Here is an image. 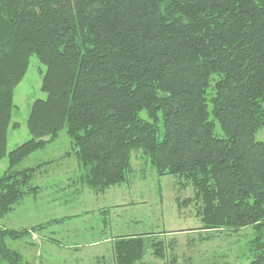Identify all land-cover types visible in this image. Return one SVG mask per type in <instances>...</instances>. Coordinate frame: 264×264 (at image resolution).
<instances>
[{"label": "trees", "instance_id": "1", "mask_svg": "<svg viewBox=\"0 0 264 264\" xmlns=\"http://www.w3.org/2000/svg\"><path fill=\"white\" fill-rule=\"evenodd\" d=\"M33 55L46 97L31 103L30 138L7 152L14 89ZM63 129L73 183L121 184L141 149L158 176L192 187L185 202L198 201L200 229L252 226L246 264H264V0H0V220L39 191V166L21 161ZM52 222L0 224V258L30 264L7 239ZM147 247L164 258L157 235H117L114 264H147Z\"/></svg>", "mask_w": 264, "mask_h": 264}, {"label": "rangeland", "instance_id": "2", "mask_svg": "<svg viewBox=\"0 0 264 264\" xmlns=\"http://www.w3.org/2000/svg\"><path fill=\"white\" fill-rule=\"evenodd\" d=\"M44 72L45 66L36 56H31L23 79L14 89L11 122L17 123V126L8 128L7 152L30 138L26 121L31 103L35 99L46 97V93L41 90ZM255 138L264 141V129L258 130ZM71 150V140L63 129L56 139L21 161L19 168L39 166L31 180L33 185L39 187V191L25 195L1 218V225L23 229L43 225L50 219L56 222L65 219L64 215L69 213V202L66 201L69 196L66 194L72 186L71 182L67 181V176L77 172V162L70 153ZM7 161V156L0 160V173L6 169ZM131 162L132 171L125 182L100 192L94 191L95 196L83 194L76 199L70 197L72 201L82 204V207L80 203L76 205L74 211L105 202L119 205L116 203L126 201L128 208H118L117 217L113 215L115 212H112L111 231L123 227L128 220V226L133 227L135 232L152 233L157 235V239L163 240L164 258L154 257L152 249L147 247L143 258L147 264L249 262V244L255 237L252 226L209 231L200 229L198 201L185 202L192 198L194 193L187 182L179 181L178 177L173 175L158 176L141 149L132 151ZM104 220L106 221L105 218ZM46 227L31 231L27 237L14 240L8 238L7 245L19 251L23 259L30 264H114L112 243L110 245L105 239H102L103 243L98 246L93 245L96 246L93 248L91 244L83 243L81 246L85 249L80 253L67 250L56 252L54 248L57 249L58 245L48 238L49 229ZM62 228L67 227H57L60 230ZM89 247L91 249H88ZM77 254L81 256L80 260L69 259ZM0 264L7 263L0 258Z\"/></svg>", "mask_w": 264, "mask_h": 264}, {"label": "crops", "instance_id": "3", "mask_svg": "<svg viewBox=\"0 0 264 264\" xmlns=\"http://www.w3.org/2000/svg\"><path fill=\"white\" fill-rule=\"evenodd\" d=\"M69 174L70 175L67 176V181H70L72 184L71 188H68L69 192L66 194L69 196V199L66 200L67 202H69V213L64 215V220H61L59 222H52L46 227L47 229H49L48 236L50 237L48 238H50L53 243H56L58 245L57 249L54 248L56 252H63L64 250H67L69 252L71 251L72 253H80V251H83L85 249L81 246L83 243H89L93 248L96 247L93 245L98 246L99 244L103 243L102 239H105V242L108 241L111 245L117 235L140 233L135 232L133 230V227L128 226L130 224L128 220L123 224V227L119 228L118 230L113 229L111 231L113 220L112 217L113 215L117 217L116 210L118 208L122 210L128 208V205L125 204L127 203L126 201H119V203H116L119 205H115L114 202H105L94 207L90 206V208H83L81 210L74 211L75 206L80 202L72 201L71 198L74 197V199H76V197L82 196L83 194L95 196L96 193L85 186H80L76 183H73L72 178L75 174ZM81 201L84 200L81 199ZM113 211L115 213H113L112 215ZM104 218L106 219V221L104 220ZM56 219L59 218L56 217ZM50 221H52V219L47 222ZM58 226H65L67 228H62L61 231L60 229H57ZM88 249H91V247H89ZM80 257L81 256L77 254V256H71V258L69 259L78 261L80 260Z\"/></svg>", "mask_w": 264, "mask_h": 264}]
</instances>
